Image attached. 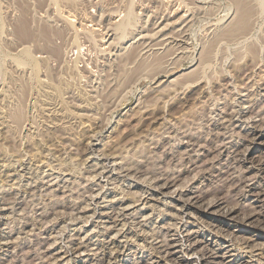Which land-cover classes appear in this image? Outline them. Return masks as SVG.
Instances as JSON below:
<instances>
[{
  "label": "rangeland",
  "instance_id": "1",
  "mask_svg": "<svg viewBox=\"0 0 264 264\" xmlns=\"http://www.w3.org/2000/svg\"><path fill=\"white\" fill-rule=\"evenodd\" d=\"M109 263L264 264V0H0V264Z\"/></svg>",
  "mask_w": 264,
  "mask_h": 264
},
{
  "label": "bare ground",
  "instance_id": "2",
  "mask_svg": "<svg viewBox=\"0 0 264 264\" xmlns=\"http://www.w3.org/2000/svg\"><path fill=\"white\" fill-rule=\"evenodd\" d=\"M240 1V0H239ZM245 12H247V13H250V11L249 10H245ZM249 22H250V20H246L244 23H243V27L241 26V27H238V29L236 30V32L233 34V35H230V36H227L226 38H223V39H227L228 41H231V42H233V41H235V40H237V39H239V38H246V36H248L251 32H250V30H251V28H250V25H249ZM24 29L23 30H21V31H19V37H21L22 39H23V36L21 35V33L23 34V33H26V26L25 25H23L22 26ZM17 32H18V29H17ZM18 34V33H17ZM25 37V36H24ZM220 39H222V38H220ZM219 39V40H220ZM219 40H217V41H219ZM242 40H244V39H242ZM216 41V42H217ZM222 41V40H221ZM227 41V42H228ZM239 41V40H238ZM238 41H235V42H238ZM230 42V43H231ZM216 44H218V42L216 43ZM256 49V48H255ZM252 49H250V51H249V49H248V53L250 54V56L248 57V56H246V57H248L249 59L248 60H250V64H252L254 61H255V64H252V65H256V62H257V60L258 59H256V52L253 50V51H251ZM257 51V50H256ZM247 52V51H246ZM262 54V53H261ZM247 55V54H246ZM244 58V57H243ZM133 58H131V60H132ZM247 59V58H246ZM246 59H244V60H246ZM256 59V60H255ZM243 61V60H242ZM241 61V62H242ZM241 66V65H240ZM259 66V65H258ZM257 66V67H258ZM253 68V67H252ZM243 69V68H242ZM246 72V71H245ZM262 78V77H261ZM196 79H198V78H196ZM195 79V80H196ZM188 81L187 82H191L190 80H192V82H193V80H194V77H192L191 76V78H189V79H187ZM194 80V81H195ZM195 82H198V81H195ZM258 83V82H257ZM180 84V83H179ZM183 84H185V83H183ZM188 86V85H187ZM179 87V86H178ZM187 88V87H186ZM220 88V87H219ZM190 89V88H189ZM57 90H60V89H57ZM56 90V91H57ZM184 90H186V89H184ZM180 91V90H179ZM207 91V90H206ZM59 92H61V91H59ZM58 92V93H59ZM209 94V93H208ZM46 103V102H45ZM42 104V103H41ZM130 128V127H129ZM45 140V139H44ZM44 143V142H43ZM47 143V142H46ZM90 149V148H89ZM81 153H83V152H81ZM86 153V152H85ZM236 154V153H235ZM242 154V153H241ZM237 155V154H236ZM108 156V155H107ZM114 156V155H113ZM105 157V156H104ZM109 157V156H108ZM112 157V156H111ZM141 168V167H140ZM128 170V169H127ZM132 170V169H131ZM135 170V169H134ZM130 171V170H129ZM128 171V172H129ZM137 171V170H136ZM140 171V170H139ZM137 173H139V172H137ZM167 179V178H166ZM173 179V178H172ZM241 183V182H240ZM173 184V183H172ZM171 184V185H172ZM154 187V186H153ZM163 187H164V185H163ZM180 198V197H179ZM214 198V197H213ZM215 198H217V197H215ZM135 201V200H134ZM136 202H138V201H136ZM216 202V201H215ZM208 204L210 205V203L208 202ZM193 205V204H192ZM195 206V205H194ZM231 212V211H230ZM225 216L227 217V218H231L232 216H233V213H225ZM248 223V222H247ZM119 232V231H118ZM157 238V237H156ZM167 243V242H166ZM165 244V243H164ZM159 246V245H158ZM170 246V245H169ZM169 246H168V248H169ZM173 246V245H172ZM192 246V245H191ZM160 247V246H159ZM165 248H167V247H165ZM167 250V249H166ZM79 251V250H78ZM193 252V251H192ZM107 254V253H106ZM172 254V253H171ZM117 255V254H116ZM169 255H170V253H169ZM111 259V258H110ZM103 260V259H102ZM107 260V259H106ZM108 262V261H107ZM110 264V263H109Z\"/></svg>",
  "mask_w": 264,
  "mask_h": 264
}]
</instances>
